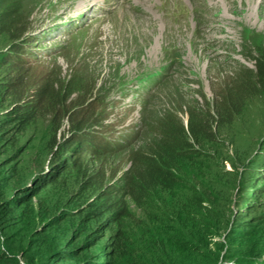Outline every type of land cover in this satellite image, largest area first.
Masks as SVG:
<instances>
[{
    "label": "trees",
    "instance_id": "trees-1",
    "mask_svg": "<svg viewBox=\"0 0 264 264\" xmlns=\"http://www.w3.org/2000/svg\"><path fill=\"white\" fill-rule=\"evenodd\" d=\"M31 3L0 0V264H264V49L212 101L149 99L130 145L88 68L34 55Z\"/></svg>",
    "mask_w": 264,
    "mask_h": 264
},
{
    "label": "rangeland",
    "instance_id": "rangeland-1",
    "mask_svg": "<svg viewBox=\"0 0 264 264\" xmlns=\"http://www.w3.org/2000/svg\"><path fill=\"white\" fill-rule=\"evenodd\" d=\"M31 1L34 55L55 69L72 61L88 68L104 89L103 120L130 145L149 99L154 106L176 90L212 101L213 88L239 66L255 71L256 50L264 49V0ZM172 8L190 16L174 17ZM243 124L264 134L261 101Z\"/></svg>",
    "mask_w": 264,
    "mask_h": 264
}]
</instances>
